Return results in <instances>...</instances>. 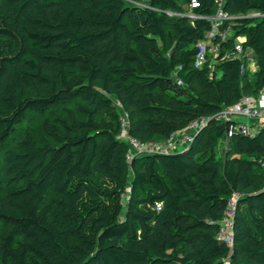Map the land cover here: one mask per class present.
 Instances as JSON below:
<instances>
[{"label":"trees","instance_id":"obj_1","mask_svg":"<svg viewBox=\"0 0 264 264\" xmlns=\"http://www.w3.org/2000/svg\"><path fill=\"white\" fill-rule=\"evenodd\" d=\"M196 1L0 0V264H264V120L129 159L125 137L169 139L264 89V0H224L232 35L200 68L216 4Z\"/></svg>","mask_w":264,"mask_h":264},{"label":"built area","instance_id":"obj_2","mask_svg":"<svg viewBox=\"0 0 264 264\" xmlns=\"http://www.w3.org/2000/svg\"><path fill=\"white\" fill-rule=\"evenodd\" d=\"M216 11L212 16L206 18L210 22V30L205 34V39L198 44V51L194 59V67L200 68L206 61L209 54L216 55L218 42H224L232 35V30L225 27L230 16L223 10L224 0H214ZM191 8H198L199 4L196 0H191ZM190 16V15H189ZM192 17V16H190ZM241 43L236 39L233 57L244 58ZM243 71V66L241 67ZM246 119L248 122L238 123L237 119ZM211 120H217L232 123L227 130L226 137L231 138L234 134L253 135L258 130L256 123L264 120V89H262L256 98L244 96L241 100L231 107L224 108L218 113L205 118L193 121L181 132L171 136V138L160 142L142 143L135 139L125 137L129 148V159L134 156L152 155L157 153H172L186 149L193 141L195 135L203 129ZM238 196L232 195L226 204L224 215L220 221L221 227L217 239L223 242L227 247H232L233 235L232 224L235 209V202ZM224 264H229L227 261Z\"/></svg>","mask_w":264,"mask_h":264},{"label":"rangeland","instance_id":"obj_3","mask_svg":"<svg viewBox=\"0 0 264 264\" xmlns=\"http://www.w3.org/2000/svg\"><path fill=\"white\" fill-rule=\"evenodd\" d=\"M191 16V14H189ZM250 55V53H248V56ZM248 59H251L250 57H248ZM253 63L249 60L248 63H247V67L249 66L250 68L252 67ZM121 117L123 119V121H125V117L123 115V113H121ZM240 119H243V118H240ZM243 121V120H241ZM240 120L238 121V123H242ZM26 124H28V126H35V121L33 119V121H27ZM226 149V142H223L221 143L217 149H216V156L218 159H222L223 158V154H224V151Z\"/></svg>","mask_w":264,"mask_h":264},{"label":"crops","instance_id":"obj_4","mask_svg":"<svg viewBox=\"0 0 264 264\" xmlns=\"http://www.w3.org/2000/svg\"><path fill=\"white\" fill-rule=\"evenodd\" d=\"M240 42H243L244 41V39L243 38H237ZM248 53H250L251 54V52L250 51H246V54L244 55V56H248ZM248 57H250L251 59H248V61L250 60L252 63H253V65H252V67L250 68L249 66L247 67L250 71H255V63H254V59L249 55ZM248 61L245 63L246 65H247V63H248ZM251 98H256V97H251ZM241 121V120H243V121H241V122H248L246 119H237L236 121L238 122V121ZM256 125H257V127L259 128L260 127V125H261V123L259 122H257L256 123Z\"/></svg>","mask_w":264,"mask_h":264}]
</instances>
